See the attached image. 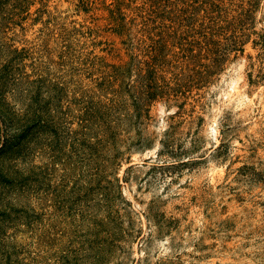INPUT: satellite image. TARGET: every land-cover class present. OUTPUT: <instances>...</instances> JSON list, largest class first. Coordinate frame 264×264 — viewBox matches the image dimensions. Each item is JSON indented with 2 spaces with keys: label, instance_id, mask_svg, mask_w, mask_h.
<instances>
[{
  "label": "rangeland",
  "instance_id": "rangeland-1",
  "mask_svg": "<svg viewBox=\"0 0 264 264\" xmlns=\"http://www.w3.org/2000/svg\"><path fill=\"white\" fill-rule=\"evenodd\" d=\"M122 1L0 0V264H264V0ZM149 11L172 87L208 63L179 59L191 21L240 43L140 117Z\"/></svg>",
  "mask_w": 264,
  "mask_h": 264
},
{
  "label": "trees",
  "instance_id": "trees-1",
  "mask_svg": "<svg viewBox=\"0 0 264 264\" xmlns=\"http://www.w3.org/2000/svg\"><path fill=\"white\" fill-rule=\"evenodd\" d=\"M157 1V0H151ZM123 4L122 0H117V7H121ZM111 11V10H110ZM119 11V8H116V12ZM114 12V11H111ZM154 11H149L145 17H143L142 22L143 26L141 31L146 33V39L142 40V45L145 47L143 50L145 55H147L148 60L138 61L139 66L135 67L138 69V77L139 80L134 82V84H127L126 92L132 98V105L135 109L136 114L142 117V112L147 111V107L150 102L155 100L157 97H166L169 98L171 92L173 93H183L181 88H185L187 91H191L193 87H201L205 84H210L212 82V78L214 74L221 71V67L223 63L228 59V53L234 50H238V46L240 43L239 36L233 35L229 36L225 39V42H221L219 40H213V36L216 35L218 31L223 32V27L216 26L214 23L213 26L206 27L204 23L200 25L198 31L194 29V23L191 21L188 26V30H186V45L180 44L179 53L181 54V61H186L187 65L189 63L195 61L198 62L200 59H205L208 63L198 64L201 71H197L191 69V73L189 76L186 75L181 78L178 75L174 76V87L170 86L168 80L165 79L164 73H168V63L164 60L163 56L159 54V40H156L155 37H161L159 34L155 35L153 30L155 27L149 28V23H153L152 16ZM208 19L210 21V17L208 15L204 16V20ZM217 27V28H216ZM193 30V31H192ZM209 30L208 33H206ZM176 29L169 30L168 37L176 38ZM195 35L198 34L200 36V40L197 41L194 39H190L189 34L192 33ZM210 33L212 34L210 36ZM220 35V34H218ZM218 37V36H217ZM261 46L264 49V39L261 40ZM196 51V53H194ZM204 52V53H203ZM175 57V55H174ZM197 60V61H196ZM183 66L184 64H181ZM210 62V63H209ZM118 69V68H117ZM111 83V82H110ZM101 85V84H100ZM131 92H129V89ZM119 107L117 106H105L101 105L99 101L92 105L93 112V120L96 122H92V126L95 131H100L104 133V135H109L108 139L110 142L114 141L115 136L117 135V128L119 126V118L114 116V114L118 111ZM39 119V116H32V119ZM82 135H85L83 131L87 128L86 126H82ZM104 129V130H103ZM98 134V132H94V134ZM113 143V142H112ZM94 151L97 154L98 149L101 146V140L94 137ZM111 144V143H110Z\"/></svg>",
  "mask_w": 264,
  "mask_h": 264
}]
</instances>
